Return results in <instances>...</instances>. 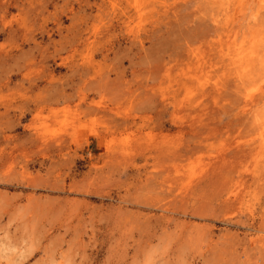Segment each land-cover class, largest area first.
<instances>
[{"label":"rangeland","instance_id":"rangeland-1","mask_svg":"<svg viewBox=\"0 0 264 264\" xmlns=\"http://www.w3.org/2000/svg\"><path fill=\"white\" fill-rule=\"evenodd\" d=\"M263 30L257 0H0V264H264Z\"/></svg>","mask_w":264,"mask_h":264},{"label":"bare ground","instance_id":"bare-ground-1","mask_svg":"<svg viewBox=\"0 0 264 264\" xmlns=\"http://www.w3.org/2000/svg\"><path fill=\"white\" fill-rule=\"evenodd\" d=\"M259 3L264 4V0H257ZM236 19V18H235ZM234 27V26H233ZM234 31V30H233ZM264 31V30H263ZM234 35V33L232 34ZM229 37V36H228ZM236 37V36H235ZM231 38V37H230ZM236 39V38H235ZM262 40V39H261ZM258 42V41H257ZM253 45V44H252ZM252 54V53H251ZM61 141V140H60ZM192 177V176H191Z\"/></svg>","mask_w":264,"mask_h":264}]
</instances>
